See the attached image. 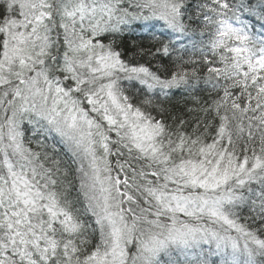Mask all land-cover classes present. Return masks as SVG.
Here are the masks:
<instances>
[{"label": "snow or ice", "instance_id": "snow-or-ice-1", "mask_svg": "<svg viewBox=\"0 0 264 264\" xmlns=\"http://www.w3.org/2000/svg\"><path fill=\"white\" fill-rule=\"evenodd\" d=\"M0 264H264V0H0Z\"/></svg>", "mask_w": 264, "mask_h": 264}, {"label": "trees", "instance_id": "trees-1", "mask_svg": "<svg viewBox=\"0 0 264 264\" xmlns=\"http://www.w3.org/2000/svg\"><path fill=\"white\" fill-rule=\"evenodd\" d=\"M194 2H195V0H194ZM133 38L137 39V40H141L144 43H147V41L149 39L148 37L141 36L139 34L135 35ZM192 39L194 41H198L200 39V37L199 36H194V37H192ZM185 42L187 43V41H185ZM189 54L190 55L192 54V50L191 49H189ZM185 58H187V57H185ZM169 103L174 108L173 114L184 113L186 118H187L188 114L185 113V108L186 107H191L192 104H191L190 100L187 101V103H185V98L183 97V95H182V93L180 91L175 92V94L172 96L171 101Z\"/></svg>", "mask_w": 264, "mask_h": 264}]
</instances>
